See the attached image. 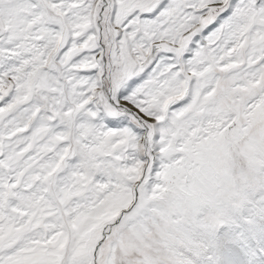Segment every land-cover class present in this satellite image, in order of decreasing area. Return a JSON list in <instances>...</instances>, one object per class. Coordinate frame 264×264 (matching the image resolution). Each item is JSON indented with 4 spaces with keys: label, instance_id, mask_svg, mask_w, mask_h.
Segmentation results:
<instances>
[{
    "label": "snow or ice",
    "instance_id": "6c2138e0",
    "mask_svg": "<svg viewBox=\"0 0 264 264\" xmlns=\"http://www.w3.org/2000/svg\"><path fill=\"white\" fill-rule=\"evenodd\" d=\"M0 264H264V0H0Z\"/></svg>",
    "mask_w": 264,
    "mask_h": 264
}]
</instances>
